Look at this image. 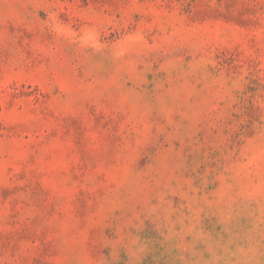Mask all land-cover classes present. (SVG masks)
I'll use <instances>...</instances> for the list:
<instances>
[{
  "label": "rangeland",
  "instance_id": "obj_1",
  "mask_svg": "<svg viewBox=\"0 0 264 264\" xmlns=\"http://www.w3.org/2000/svg\"><path fill=\"white\" fill-rule=\"evenodd\" d=\"M0 264H264V0H0Z\"/></svg>",
  "mask_w": 264,
  "mask_h": 264
}]
</instances>
